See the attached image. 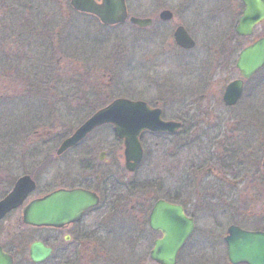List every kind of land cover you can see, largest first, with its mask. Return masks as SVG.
Listing matches in <instances>:
<instances>
[{
	"label": "rangeland",
	"instance_id": "rangeland-1",
	"mask_svg": "<svg viewBox=\"0 0 264 264\" xmlns=\"http://www.w3.org/2000/svg\"><path fill=\"white\" fill-rule=\"evenodd\" d=\"M126 2L131 16L148 18L169 10L173 18L150 28L138 29L126 23L108 31L68 15L63 18L62 34L39 30L44 25L34 16L37 19L31 22L20 21L18 42L31 45L30 62L26 76L23 67L14 73L18 71L22 80L29 79L31 84L11 83V73L5 71L8 66L0 58V159L29 156L30 171L39 178L37 192L81 184L87 165L94 166L89 173L92 177L109 171L118 176L122 172V163L115 161L119 143L108 126L94 131L77 150L60 158H55V151L60 138L71 134L95 110L123 97L150 105L159 103L165 120H180L188 127L176 137L171 158L161 139L156 140L158 144L148 142L151 145L146 148L144 162L130 180L148 186L158 181L164 187L173 181L174 190L184 187L185 181L191 188L196 183L199 188L211 183L218 188L220 182L207 174L210 169L226 174L230 182L233 176L238 179L235 173L257 182L264 173V68L247 83L234 108H224L220 100L212 98V91L225 80L237 78L232 70L236 52L231 57L230 50L221 53L220 47L231 49L235 43L240 47L264 37V23L249 39H234L242 10L239 0ZM6 14L4 18L0 14V27L8 26ZM177 25L183 26L195 42L183 56L170 45ZM42 80L45 84L39 83ZM201 95L209 98L200 102ZM194 102H200L203 111L206 106L211 109L198 113ZM23 139H30L24 150ZM103 151L104 161L99 162L97 157ZM47 156L51 162L43 166L41 161ZM197 216V228H209L205 213ZM215 243L204 240L201 245L208 253L201 257L191 252L193 240L190 253H182L178 264H229L224 256L219 257L221 248ZM150 245L143 242L138 249H127L126 264H154L148 257ZM119 247L109 244L115 251Z\"/></svg>",
	"mask_w": 264,
	"mask_h": 264
},
{
	"label": "flooded vegetation",
	"instance_id": "flooded-vegetation-1",
	"mask_svg": "<svg viewBox=\"0 0 264 264\" xmlns=\"http://www.w3.org/2000/svg\"><path fill=\"white\" fill-rule=\"evenodd\" d=\"M92 1L96 5H100L102 0ZM4 2L8 3V6L2 7L1 4ZM124 3L127 12V19L125 22L121 25L104 26L96 16L75 9L71 5L70 0H0V14L3 15L1 17L4 18V12H7L6 17L9 19L7 27H0V58L2 59V64L8 66L5 71L11 73V83H22L26 84L28 87L31 84L29 79L22 80L23 77L18 74L19 68L23 67V76H26V68L30 62L31 52V45L27 46V43L20 44L18 42V40L21 39V32L19 31L20 21L22 23L27 20L31 22V19L39 18L41 19L39 24L44 25L43 27H39V30L44 33L62 34L63 18L69 15L71 18L75 17V21H77L76 19L89 20L90 23H94L96 28L98 26L103 30L110 31L128 23V17H135L129 15L126 0H124ZM163 11L169 10H161L153 17H148V19L151 20V26L153 24L163 25L171 22L173 18V13L171 11H169L171 18L168 21L160 19L159 16ZM33 16L37 18H33ZM15 20L17 21L15 22ZM180 27L186 31L181 25L174 26L170 45L183 56L192 49L185 50L175 44L173 35L175 30ZM186 33L188 34L187 31ZM233 38L237 39L240 37L234 32ZM249 38L244 39L247 40ZM254 41L255 40L246 42L240 45V47L238 43H235L231 49H228L226 46L223 48L220 47L219 49L221 53L230 50L231 57L232 53L234 54L236 52V60L232 70L237 73V78L231 81L225 80L224 84H221V87L212 91V98L220 100L219 103L222 104L224 108H234L242 99L247 83L255 77L254 75L249 80H243L236 68L240 52L244 48L250 46ZM19 51L22 53H19ZM226 56L227 55H225V57ZM16 69H18V71H16L15 74L14 71ZM235 81H241L242 83L241 97L235 106L225 107L222 99L223 94L226 87ZM43 82L44 80L39 83L45 84ZM17 96H19V94ZM207 97L209 98L208 95H201L199 101L203 100L204 102L207 100ZM119 98L121 97L112 99L108 103L103 104L100 108L105 107L113 100ZM200 102L196 104L195 102L192 103L196 106L195 109L198 113L208 112L207 109H211L209 106H206L203 111L204 107L201 106L202 104ZM146 104L152 109H158L161 114V119L167 121L162 116L164 110L161 104ZM171 122L180 124V128L174 133L144 132L142 134L140 138L142 157L140 163L133 172L130 173L125 168L123 142L115 139L119 143L115 161H118L120 164L122 163V172L118 176L109 171L105 173L104 176L92 177L89 173L92 172L91 169H93L94 166L90 167V165H87L85 171H83L84 174H86L82 179V183L75 186H61L49 191L46 190L47 188H42L45 192H37L40 185L38 182L39 178L30 171L29 156L25 155L15 158L6 156V158L0 159V202L10 195L21 178L29 177L34 183V190L29 193L18 206L10 210L0 219V264H126L124 256L126 250L128 249L131 252L134 246L143 242L151 243L148 251V257L150 259V253L154 243L162 238V234L159 231L153 230L149 223L150 214L159 201L168 205L180 207L183 216L186 219H191L193 222V232L179 251L177 255L178 259L185 251L190 253L188 248L193 240L194 245L192 246L193 250L191 252H194L195 255L200 253L202 257L208 253V250L204 249L201 245L204 240L208 243L217 241V247L221 248L218 252L220 253L219 257L224 256L227 259L226 239L230 236V229L264 235V173L262 178H257V182H253L248 176L241 175L239 177L238 174L235 173L238 179H234L233 176V180L230 182L226 174L220 172L216 173L210 169L207 170V174L214 176V178L220 182L219 185L221 186L218 188L215 187L214 183L209 184V186L205 188H199L198 183H196L191 188L189 187V183L185 181L184 187L174 190L173 181H169L168 187H164L162 185L160 186L158 181L156 184L152 181L153 184L148 186L143 185L140 180H130L131 177L138 173L144 162L146 148L151 145L148 144V142L155 143L156 140L161 139L167 147L168 157L171 158L172 152L175 154V139L180 136L179 134H181V132L188 129V127L187 124L180 120ZM86 139L87 137L61 155H56L55 151V158H60L67 152L77 150ZM182 139L183 141L186 140L184 138ZM182 139L177 140L181 141ZM63 140L64 138H60L59 143L61 144ZM29 141L30 139H23V144L25 146L23 150L29 145ZM155 144H158V142ZM105 154L104 151L99 154L97 157L99 162L104 161ZM50 158V156L44 158L41 161L42 165L44 166L50 163ZM127 176H129L128 180ZM122 177L126 179V181L122 182ZM187 184L188 186H186ZM229 184L231 186H228ZM58 190L87 191L96 196L97 204L94 207L84 210L76 221L59 227H35L26 225L23 222L22 216L23 210L28 204L32 200L40 199ZM199 190L201 192H195ZM205 200L208 201L205 202ZM213 200L216 202H213ZM202 212L205 213L210 223L207 229L197 228L199 226L197 214L199 215V213ZM110 243L113 244V247L116 244H119L120 247L115 251L109 248ZM34 244L39 245L45 251L49 250L48 253L42 252L38 256L41 259L37 262L31 259V247ZM138 248L140 247L137 246V249Z\"/></svg>",
	"mask_w": 264,
	"mask_h": 264
},
{
	"label": "water",
	"instance_id": "water-1",
	"mask_svg": "<svg viewBox=\"0 0 264 264\" xmlns=\"http://www.w3.org/2000/svg\"><path fill=\"white\" fill-rule=\"evenodd\" d=\"M243 9L235 28L240 37H249L253 29L264 22V0H240ZM71 5L90 13L106 26L123 23L126 18L124 0H102L96 5L92 0H70ZM160 19L168 21L169 11H163ZM129 22L139 28L151 25L149 19L131 17ZM174 42L182 49H192L193 40L180 27L174 32ZM264 65V38H260L244 48L238 57L236 68L244 80L250 79ZM241 81L230 83L223 94L226 107L234 106L241 97ZM158 109L149 108L144 102L116 99L104 108L96 111L84 121L58 147L56 155H61L78 144L88 134L103 125H111L118 140L123 141L125 168L133 172L140 163L142 150L139 139L144 131L151 133H174L180 128L176 122L161 120ZM264 165V161H263ZM34 190V183L29 177L21 178L15 189L0 202V219L18 206ZM97 204V198L82 190H59L40 199L31 201L23 210V222L35 227H59L74 222L80 214ZM150 227L159 231L162 238L156 241L150 253V259L156 264H176L177 254L193 232V222L183 216L180 207L159 201L154 206L150 218ZM226 239L228 262L230 264H264V235L246 233L236 229L229 230ZM44 250L37 244L31 247V259L34 262Z\"/></svg>",
	"mask_w": 264,
	"mask_h": 264
},
{
	"label": "bare ground",
	"instance_id": "bare-ground-1",
	"mask_svg": "<svg viewBox=\"0 0 264 264\" xmlns=\"http://www.w3.org/2000/svg\"><path fill=\"white\" fill-rule=\"evenodd\" d=\"M106 126H108V127H110L111 128V130H112V132H113V127L111 126V125H106ZM104 127V126H103ZM100 128H102V127H100ZM99 128V129H100ZM113 135H114V132H113ZM70 136V135H69ZM114 138L116 139V137H115V135H114ZM116 140H118V139H116ZM119 141H122V140H119ZM123 142V141H122ZM123 149H124V146H123ZM67 151V150H66ZM124 153V152H123ZM125 159V158H124ZM137 167V166H136ZM136 169V168H135ZM129 172V171H128ZM131 173V172H130ZM59 191V190H58ZM85 192H87V191H85ZM89 193V192H88ZM91 194V193H90ZM93 195V194H92ZM95 196V195H94ZM96 197V196H95Z\"/></svg>",
	"mask_w": 264,
	"mask_h": 264
}]
</instances>
